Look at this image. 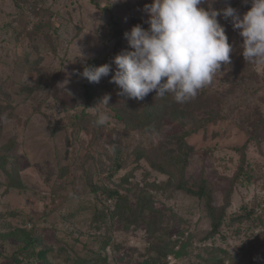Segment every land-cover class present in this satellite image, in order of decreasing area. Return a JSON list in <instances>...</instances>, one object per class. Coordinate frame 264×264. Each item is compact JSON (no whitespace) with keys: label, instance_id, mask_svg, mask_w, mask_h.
Listing matches in <instances>:
<instances>
[{"label":"rangeland","instance_id":"374dc122","mask_svg":"<svg viewBox=\"0 0 264 264\" xmlns=\"http://www.w3.org/2000/svg\"><path fill=\"white\" fill-rule=\"evenodd\" d=\"M151 2L0 0V160L7 173L19 174L12 187L0 165V264H20L12 257L18 250L21 264H264V65L244 57L233 67L222 64L198 92L221 101L208 108L161 107L152 135L126 127L111 107L102 126L71 121L84 109L90 120L105 110L96 107L101 100L86 107L85 79L77 71L128 49L124 33L137 24L149 27L144 6ZM229 4L241 16L251 8L250 0L212 6ZM218 19L231 42L242 45L230 18ZM112 75L99 82L103 93L112 95L104 87ZM117 143L129 146L127 155L136 146L176 155L177 174L184 168L190 185L205 176L215 206L224 205L243 165L249 176L237 183L228 214L245 207L252 217L228 219L209 237L206 201L175 189V177L146 158L132 155L116 172L109 155L115 156ZM129 173L128 183L117 184ZM92 184L117 189L137 208L136 216L140 196L151 197L152 207L137 218L119 217L117 199L96 195ZM28 239L34 240L30 248ZM37 252H45V260Z\"/></svg>","mask_w":264,"mask_h":264},{"label":"clouds","instance_id":"9594fccd","mask_svg":"<svg viewBox=\"0 0 264 264\" xmlns=\"http://www.w3.org/2000/svg\"><path fill=\"white\" fill-rule=\"evenodd\" d=\"M215 2L152 0L144 6L149 27L137 24L124 33L128 49L117 54L111 63L85 64L77 74L89 83H99L114 71L109 82L118 86L122 97L143 100L155 91L156 97L170 93L176 102H187L211 83L222 64L230 63L233 45L220 16L230 18L233 28L239 30L245 61L264 65V0H250L251 8L242 16L230 4L216 9L212 6ZM80 59H85L83 53ZM110 99L111 95L106 94L96 105L105 109L97 111V125L108 121Z\"/></svg>","mask_w":264,"mask_h":264},{"label":"trees","instance_id":"16d2710c","mask_svg":"<svg viewBox=\"0 0 264 264\" xmlns=\"http://www.w3.org/2000/svg\"><path fill=\"white\" fill-rule=\"evenodd\" d=\"M119 33V32H118ZM233 37L232 35H230ZM228 35L229 43L233 45V51L230 53V63H227L233 67V63H237L238 60H240L241 57H243L242 52L239 50V47L241 48V44L238 41L231 42V37ZM126 42V41H125ZM127 43V42H126ZM113 58V53L109 54L105 59H99L95 58L90 60L87 65H96L100 66L105 63H110ZM255 65V64H253ZM231 68V67H230ZM114 75V71L111 73ZM111 80V79H110ZM109 80V81H110ZM104 87L110 90H114L111 99L109 101V106L115 111L116 117L119 119V121L123 122L126 127L133 128V129H139L145 134H154L155 125L159 123L162 120L164 110L161 107H170L173 105H177L180 107H191L192 105H197L200 108H208L209 105L215 104L218 101H221V98H219L217 95H213L211 93L206 92L203 90L200 94H197V96L194 99H191L184 103H178L174 99V96L170 93L166 94L163 98L156 97L155 91L149 93L143 100H137V99H127L125 97H122L118 95V93L121 91L117 85L114 83L107 82ZM101 88V93L99 89ZM84 89H85V99L87 101L86 107L92 105L95 100H102V98L109 94L102 92V86L100 83H89L85 79L84 83ZM115 100L112 104L111 101ZM71 121L74 125H78L83 127L87 123L91 124V122L96 123V120H90L85 112V109L80 112V114L75 115L71 118ZM127 128V129H128ZM113 134H115L114 131H112ZM120 137H125L126 134L119 132ZM129 151L128 145H123L122 143H117L116 147L114 148L115 156L109 155V159L112 161V167L116 170V172H120L124 167L126 160L129 159L130 156H134L135 160H139L141 158H146L150 160L151 166L158 170L160 173H163L165 175H170L175 177L176 179V188L178 190H184L190 195L194 197H198L200 199H204L206 201L207 211L208 215L212 221V231L209 233V237L215 236L219 233L221 227L228 221L230 222H236L241 221L244 219H249L252 217V214L249 210H247L245 207H243V211L240 213L235 214H228V208L232 204V197L236 190L237 183L240 181L242 182L243 177L247 178L249 175L246 172V169L243 165L240 166L238 169L236 175L231 180V185L228 188L224 205L223 206H215L213 204V198L212 194L209 193V189L207 186V178L205 176L198 177L194 182L191 183V176H186L185 169L183 168L180 171V174H177L176 170L179 168V164L175 162L176 155H166L163 153H159L158 155L151 154L149 151L144 150L143 148H140L138 146L135 147L131 151L130 154L127 155V152ZM185 154H188V151L186 150ZM242 161H246L245 156L243 157ZM0 165H2V168L5 170L6 174L8 176H11L10 181L11 184H13L12 187L16 186L14 185V176H19L18 171H14L13 174L7 173V166L5 165V160L1 158ZM186 165V162H185ZM185 167V166H184ZM109 176H113V173H110ZM132 176V173L127 174L125 177H123L117 184H121V186L124 185V183H128L129 178ZM110 178V177H109ZM171 185V184H170ZM92 190L96 191V195L100 194L104 197L108 198H115L117 199L116 208L114 210L115 215L126 216L125 218H128L129 216H136L134 211L137 208H134L132 204L130 203L129 199L125 196H123L117 189H112L109 187H104L100 190V188L94 186L93 184ZM153 199L148 196H140L138 199L137 207H139V213L138 216L144 215L148 209L152 207ZM241 209V210H242ZM29 242L26 244L28 248H30L34 244L33 239H28ZM25 249H27L25 247ZM161 255L165 258L167 257V251L165 249L160 251ZM24 255V253L21 250H18L14 252L12 257L16 260V262L21 264V261L19 260V257ZM35 256L44 259L45 260V252H37L35 253ZM44 264H47L44 262Z\"/></svg>","mask_w":264,"mask_h":264}]
</instances>
